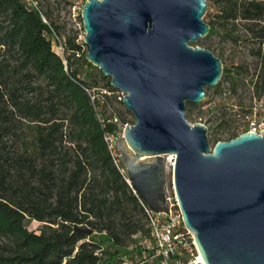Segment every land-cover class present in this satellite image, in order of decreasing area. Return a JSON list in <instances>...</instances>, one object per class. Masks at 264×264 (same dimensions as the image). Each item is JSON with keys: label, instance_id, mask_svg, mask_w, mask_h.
I'll return each instance as SVG.
<instances>
[{"label": "water", "instance_id": "95a60500", "mask_svg": "<svg viewBox=\"0 0 264 264\" xmlns=\"http://www.w3.org/2000/svg\"><path fill=\"white\" fill-rule=\"evenodd\" d=\"M207 4L86 0L85 58L123 93L135 119L116 149L139 199L168 214L173 156L174 195L204 263L264 264V129L211 145L205 123L186 119V103L202 101L223 72L220 58L190 44L209 32Z\"/></svg>", "mask_w": 264, "mask_h": 264}, {"label": "trees", "instance_id": "16d2710c", "mask_svg": "<svg viewBox=\"0 0 264 264\" xmlns=\"http://www.w3.org/2000/svg\"><path fill=\"white\" fill-rule=\"evenodd\" d=\"M225 1V20L264 18V0ZM49 33L22 0H0V264H104L146 235L145 214L104 141L113 125L97 117L86 91L96 86L79 76L74 52L64 65ZM253 36L264 76V26ZM207 129L215 141L239 135ZM28 219L41 222L39 233L27 229Z\"/></svg>", "mask_w": 264, "mask_h": 264}, {"label": "rangeland", "instance_id": "374dc122", "mask_svg": "<svg viewBox=\"0 0 264 264\" xmlns=\"http://www.w3.org/2000/svg\"><path fill=\"white\" fill-rule=\"evenodd\" d=\"M241 1V0H237ZM49 23L55 32L68 39L73 38L81 32V11L72 16L68 5L63 0H40ZM207 8L203 18L206 23L213 22V33L198 39L191 45H198L208 49L216 57L222 60L223 71L218 84L206 88L205 98L198 103H186V119L191 124L205 123L212 125L217 131L226 128L235 129L236 133L248 131L253 124L264 129V76L261 75L262 68L259 58L252 54V49L258 47V39L253 36L254 32L264 26V18L259 20H245L239 16L235 19L223 18L222 8L226 5L225 0H207ZM239 14V12H237ZM237 14V15H238ZM86 50L80 53L77 66L79 76L85 78L96 87L109 88L110 78L99 73L93 66L82 62ZM113 87V86H112ZM114 88V87H113ZM110 89V88H109ZM115 89V88H114ZM109 107L119 116L121 120L134 123L135 119L130 111L123 105L120 90H111ZM104 114L109 113V108H103ZM210 120V122H209ZM226 137V136H225ZM213 145L216 141L208 135ZM171 160V159H170ZM166 192L170 201L174 204L172 192V166L166 172ZM41 222L28 219L26 227L29 231L39 233ZM90 238L99 241L103 238L99 232L90 233ZM128 242L127 246L118 251L113 261L104 264H159L156 258H152L149 252L137 243ZM104 249L111 248L107 243L102 244ZM193 256L187 260H197L198 253L192 247ZM100 261L107 258L101 255ZM200 264V263H199Z\"/></svg>", "mask_w": 264, "mask_h": 264}, {"label": "built area", "instance_id": "2783aa9c", "mask_svg": "<svg viewBox=\"0 0 264 264\" xmlns=\"http://www.w3.org/2000/svg\"><path fill=\"white\" fill-rule=\"evenodd\" d=\"M69 7L72 16H76L78 11H81L83 3L86 0H63ZM26 7L36 11L42 22L48 25L50 33L48 37L51 42L52 51L62 60L64 65L67 63L68 57L74 52L75 56H80V53L86 50L87 46L83 42L84 30L79 25L81 32L73 38L75 44H79L78 50L70 49L68 41L59 36L54 27L49 23L46 12L40 3V0H22ZM90 100L94 104L97 117L103 126L109 123L113 125L112 128L107 129L104 133V141L112 156L114 164L119 166V153L116 149V141L123 136L124 128L130 125L128 122L122 123L119 116L109 107L108 99L112 91L106 87H91L86 89ZM123 95V93L121 92ZM109 108V113L106 115L102 112L103 108ZM262 128L256 127L255 124L248 130L259 133ZM174 157L171 156L170 165L173 166ZM129 183V179H126ZM172 192L174 194L173 182ZM135 193V192H134ZM173 204L168 197V214L165 212H155L149 209L141 200V205L144 210L146 220V235L140 239L138 245L144 251L149 252L152 258H156L159 264H198L195 261L187 260L193 256L192 247L198 253L192 234L184 226L180 210L174 195Z\"/></svg>", "mask_w": 264, "mask_h": 264}, {"label": "bare ground", "instance_id": "6f19581e", "mask_svg": "<svg viewBox=\"0 0 264 264\" xmlns=\"http://www.w3.org/2000/svg\"><path fill=\"white\" fill-rule=\"evenodd\" d=\"M170 157V156H169ZM196 262L199 264H205L204 263V261H203V259L201 258V256H200V253H198V256H197V260H196Z\"/></svg>", "mask_w": 264, "mask_h": 264}]
</instances>
